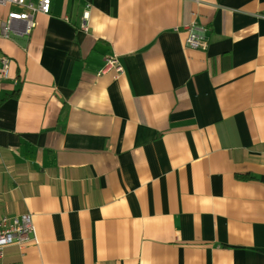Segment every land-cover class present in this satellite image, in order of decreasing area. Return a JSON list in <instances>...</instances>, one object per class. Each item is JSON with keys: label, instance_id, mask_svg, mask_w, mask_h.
<instances>
[{"label": "crops", "instance_id": "1", "mask_svg": "<svg viewBox=\"0 0 264 264\" xmlns=\"http://www.w3.org/2000/svg\"><path fill=\"white\" fill-rule=\"evenodd\" d=\"M50 1L0 35V218L36 235L0 264H264V0Z\"/></svg>", "mask_w": 264, "mask_h": 264}, {"label": "built area", "instance_id": "2", "mask_svg": "<svg viewBox=\"0 0 264 264\" xmlns=\"http://www.w3.org/2000/svg\"><path fill=\"white\" fill-rule=\"evenodd\" d=\"M11 6L14 9L9 12L5 19L0 21V35L8 37L10 33L28 36L35 28L36 14H49L50 0H0V7ZM24 9L20 11L19 9ZM88 14L82 16L81 31H87ZM187 32L186 47L206 51L210 44L213 33L211 27L189 24L184 27ZM9 60L0 57V80L7 78ZM114 70L120 76L123 70L114 58L104 60L103 71ZM36 235L31 214L7 215L0 218V260L4 250L11 246H23L29 242H35Z\"/></svg>", "mask_w": 264, "mask_h": 264}, {"label": "trees", "instance_id": "3", "mask_svg": "<svg viewBox=\"0 0 264 264\" xmlns=\"http://www.w3.org/2000/svg\"><path fill=\"white\" fill-rule=\"evenodd\" d=\"M9 97V96H8ZM7 98L6 97H4V98H2L1 100H0V104L3 102V101H5ZM239 179H243V180H246V179H248V178H250L249 176H239L238 177Z\"/></svg>", "mask_w": 264, "mask_h": 264}]
</instances>
